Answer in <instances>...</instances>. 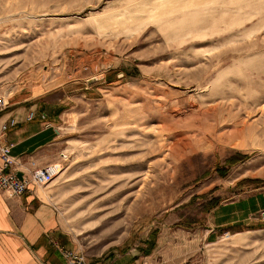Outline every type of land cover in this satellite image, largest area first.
<instances>
[{
	"label": "rangeland",
	"instance_id": "obj_1",
	"mask_svg": "<svg viewBox=\"0 0 264 264\" xmlns=\"http://www.w3.org/2000/svg\"><path fill=\"white\" fill-rule=\"evenodd\" d=\"M30 85L67 103L43 168L61 251L264 264V211L209 232L217 208L264 197V0H0L4 107Z\"/></svg>",
	"mask_w": 264,
	"mask_h": 264
},
{
	"label": "crops",
	"instance_id": "obj_2",
	"mask_svg": "<svg viewBox=\"0 0 264 264\" xmlns=\"http://www.w3.org/2000/svg\"><path fill=\"white\" fill-rule=\"evenodd\" d=\"M42 86L30 85L18 91L11 96L9 106L0 108V143L12 146L19 178L55 162L62 150L65 95L62 90ZM32 113L34 119L28 121ZM11 121H15L14 126H10ZM4 125H8L5 132ZM30 190L22 197L0 192V264H66L60 249L64 246L59 244L65 237L57 208L45 198L46 189L31 186ZM260 194L217 208L209 232L232 224H238L239 231L241 227H259L251 217L264 211ZM259 223L264 224V219Z\"/></svg>",
	"mask_w": 264,
	"mask_h": 264
},
{
	"label": "built area",
	"instance_id": "obj_3",
	"mask_svg": "<svg viewBox=\"0 0 264 264\" xmlns=\"http://www.w3.org/2000/svg\"><path fill=\"white\" fill-rule=\"evenodd\" d=\"M5 102L4 98L1 97L0 108L5 106ZM3 129L6 130L7 126H4ZM11 150L12 147L0 145V192L21 196L27 193L31 183L38 188H43L54 180L58 173L55 167L36 170L31 176L32 181L19 179L14 174L15 161L11 156ZM61 252L66 264H91L81 252L66 249Z\"/></svg>",
	"mask_w": 264,
	"mask_h": 264
},
{
	"label": "trees",
	"instance_id": "obj_4",
	"mask_svg": "<svg viewBox=\"0 0 264 264\" xmlns=\"http://www.w3.org/2000/svg\"><path fill=\"white\" fill-rule=\"evenodd\" d=\"M235 162H236V161H234L233 159H229V160L227 161V163H228L229 165H233V164H235ZM218 171L221 172L223 176L226 175V169L218 168Z\"/></svg>",
	"mask_w": 264,
	"mask_h": 264
},
{
	"label": "bare ground",
	"instance_id": "obj_5",
	"mask_svg": "<svg viewBox=\"0 0 264 264\" xmlns=\"http://www.w3.org/2000/svg\"><path fill=\"white\" fill-rule=\"evenodd\" d=\"M55 168H56V167H55ZM262 258H264V257H262ZM260 260H261V259H260ZM254 261H255V260H254ZM262 262H264V261H261V263H262ZM258 264H260V263H258Z\"/></svg>",
	"mask_w": 264,
	"mask_h": 264
}]
</instances>
